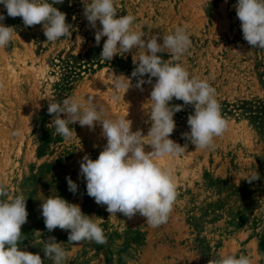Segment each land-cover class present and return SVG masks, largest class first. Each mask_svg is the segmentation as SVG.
<instances>
[{"label": "rangeland", "instance_id": "1", "mask_svg": "<svg viewBox=\"0 0 264 264\" xmlns=\"http://www.w3.org/2000/svg\"><path fill=\"white\" fill-rule=\"evenodd\" d=\"M51 2V0H49ZM90 0H85V3ZM117 15H133L134 31L151 35L172 34L177 26L187 29L191 46L181 57L190 75L207 80L215 88L227 131L214 140L215 147L195 148L183 133L190 132L187 118L194 107L187 105L174 114L176 127L170 139L187 145L181 155L159 158L171 168L178 196L168 222L150 227L136 214L110 216L106 205H98L86 191L80 175L84 155L97 159L106 146L102 126L94 130L71 124L72 139L65 140L48 126V100L67 97L95 98L97 109L108 118L126 117L132 131L147 137L151 127L150 93L156 82L137 88L133 58L140 51L118 52L111 61L100 54L107 37L95 42L96 29L84 16L82 0H63L53 6L66 14L71 34L56 42L46 41L43 26L25 27L21 17H8L14 27L9 45L0 48V183L9 197L23 194L28 212L22 225L23 251L39 254L44 264H54L43 252L45 241L55 237L68 252L66 264H208L212 258L241 254L252 264H264V49L253 48L243 38L234 5L237 0H114ZM101 25L97 21V28ZM171 61L169 53H158ZM112 74L131 78V87L117 93ZM143 79L147 81L146 74ZM173 98L170 106L182 105ZM63 118V114H62ZM22 130L20 136L13 135ZM260 179L249 183L255 172ZM78 185L69 191L66 177ZM59 195L78 204L82 212L100 224L107 242L68 243L69 232H49L41 204Z\"/></svg>", "mask_w": 264, "mask_h": 264}, {"label": "clouds", "instance_id": "2", "mask_svg": "<svg viewBox=\"0 0 264 264\" xmlns=\"http://www.w3.org/2000/svg\"><path fill=\"white\" fill-rule=\"evenodd\" d=\"M84 4V16L95 31V42L103 44L100 58L111 61L118 52L127 53L141 50L131 77L138 78L136 87L144 83L156 82L150 93L151 127L147 137L151 151H145V140L141 130L132 131V121L126 117L108 118L104 109H97L92 96L67 97L62 101L48 100V114L53 116L48 126L66 141L72 139L71 124L79 123L94 130L99 123L107 143L97 159L84 155L80 161V175L86 181V191L98 205H106L111 216L117 213L131 219L136 214L146 218L147 224L157 228L168 222L177 200L178 191L171 168L161 166L159 158L183 154L187 145L181 146L170 139L176 124L174 114L187 105L194 107V113L187 118L190 132L183 136L195 148H214L216 137L228 129V121L223 117L221 105L215 98L216 90L207 80L190 75L182 65L181 57L191 46L190 35L183 26H177L172 34L151 35L147 40L144 33L133 30L135 16H118L114 0H90ZM63 0H0L8 17H21L25 27L41 25L48 42H56L71 34V25L66 22V14L54 7ZM241 22L244 40L253 48L264 49V0H237L234 5ZM4 14L0 13V48L9 45L14 27L5 26ZM97 21L101 27L97 28ZM169 53L171 61L164 60L158 53ZM148 75L147 81L143 79ZM113 99H119L118 92H125L132 86L131 78L123 75L111 76ZM182 100V105L170 106L173 100ZM63 114V118H62ZM22 130L13 135L20 136ZM68 189L74 194L78 185L66 177ZM260 179L256 171L246 180ZM23 194L9 197L8 188L0 183V264H44L39 254L23 251L18 242L23 239L21 228L27 223L28 212ZM46 229L56 228L69 232L68 243L78 245L84 241L97 244L107 242L103 228L92 217L82 212L78 204L69 203L59 195H51L41 204ZM47 259L54 264H66L68 252L49 237L43 246ZM208 264H252L247 255L227 254L208 261Z\"/></svg>", "mask_w": 264, "mask_h": 264}]
</instances>
